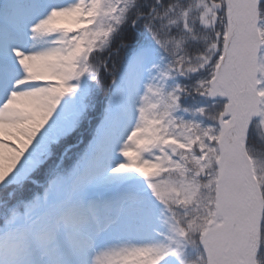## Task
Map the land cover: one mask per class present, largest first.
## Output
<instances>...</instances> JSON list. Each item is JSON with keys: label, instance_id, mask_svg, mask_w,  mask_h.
Returning <instances> with one entry per match:
<instances>
[{"label": "snow or ice", "instance_id": "6c2138e0", "mask_svg": "<svg viewBox=\"0 0 264 264\" xmlns=\"http://www.w3.org/2000/svg\"><path fill=\"white\" fill-rule=\"evenodd\" d=\"M0 264H264V0H0Z\"/></svg>", "mask_w": 264, "mask_h": 264}]
</instances>
